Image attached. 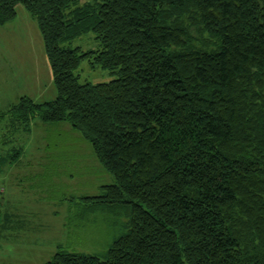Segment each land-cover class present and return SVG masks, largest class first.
Returning <instances> with one entry per match:
<instances>
[{"label":"trees","instance_id":"obj_1","mask_svg":"<svg viewBox=\"0 0 264 264\" xmlns=\"http://www.w3.org/2000/svg\"><path fill=\"white\" fill-rule=\"evenodd\" d=\"M80 1L0 0V26L18 6L36 24L55 89L0 134L67 124L113 180L86 209L125 220L103 258L44 264H264V0ZM82 62L111 80L79 83Z\"/></svg>","mask_w":264,"mask_h":264},{"label":"rangeland","instance_id":"obj_2","mask_svg":"<svg viewBox=\"0 0 264 264\" xmlns=\"http://www.w3.org/2000/svg\"><path fill=\"white\" fill-rule=\"evenodd\" d=\"M90 3L80 1L81 5ZM70 48L86 52L95 50L97 42L89 32ZM76 74L81 84L111 80L108 72L92 69L87 62L80 64ZM22 96L46 102L55 98V89L36 24L18 6L15 19L0 26V112ZM30 130L27 142L28 135L19 129L0 134V145L5 144L3 137L10 139L3 151L0 146L1 156L6 150L12 154L20 149L14 158L35 161L29 169L18 170L17 179L4 172L8 161L2 165L5 179H0V199L16 211L17 218L0 222V264H44L60 250L103 258L112 242L125 233L120 227L125 220L114 221L92 207L88 212L82 198L98 195L102 186L112 184V177L94 158L89 144L67 124H43L35 119ZM8 181L14 182L17 193L8 188ZM12 193L15 207L9 204Z\"/></svg>","mask_w":264,"mask_h":264},{"label":"crops","instance_id":"obj_3","mask_svg":"<svg viewBox=\"0 0 264 264\" xmlns=\"http://www.w3.org/2000/svg\"><path fill=\"white\" fill-rule=\"evenodd\" d=\"M22 72H23V70H21ZM6 81H4V83H5ZM12 104H14V103H11L10 105H12ZM7 110V109H6ZM6 133H8V132H5V134ZM28 135V137H27V140H26V142L29 140V138H30V136H31V133L29 134H27ZM1 139H2V137H1ZM3 139H4V142H5V144L3 145V143L1 144V145H3L1 148H2V151L5 149V147H8V144H9V140H8V136H6V137H3ZM32 141V140H31ZM31 141H30V143H31ZM0 145V146H1ZM2 151H0V153H2ZM9 151L8 150H6V154L4 155V154H2L3 156H0V179H5L4 177H2V170H3V166L2 165H4V164H6L7 163V161H8V163H10V165L6 168V171H4L7 175H9L10 177H12L13 179H17L16 177H15V174H17V177L19 176L18 175V173H17V171L18 170H27V169H29V168H27V166L29 165V164H31V163H34L35 161H29L28 163L27 162H24V161H22V159L20 160V157L21 156H19V157H17V158H14V160H12V158H10L9 157ZM33 157V156H32ZM25 164H27V165H25ZM35 170H37V169H35ZM29 174H30V171H29ZM7 186H8V188L9 189H12L13 191H15L16 193H17V188L14 186V182H7ZM0 195H2V193H1V190H0ZM0 202H1V206H5L6 208H3V212L4 213H2L1 212V210H0V215H1V217H0V219L3 221V222H6L5 221V216H7V218H8V220H7V222H14L13 220H15L16 218H17V215H15V213H16V211H12L10 208H7L8 207V205H7V203H4V200H2V198L0 199ZM9 204H10V206H12V207H15V204H16V200H15V198H14V194L12 193L11 195H10V200H9ZM0 206V207H1ZM15 218V219H14ZM2 221H0V222H2ZM18 223L20 224V223H25V221H23V222H20L19 220H18ZM11 227V226H10Z\"/></svg>","mask_w":264,"mask_h":264}]
</instances>
